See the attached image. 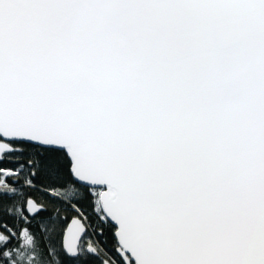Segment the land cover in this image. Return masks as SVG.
Listing matches in <instances>:
<instances>
[{"label":"snow or ice","instance_id":"obj_1","mask_svg":"<svg viewBox=\"0 0 264 264\" xmlns=\"http://www.w3.org/2000/svg\"><path fill=\"white\" fill-rule=\"evenodd\" d=\"M0 264H264V0H0Z\"/></svg>","mask_w":264,"mask_h":264}]
</instances>
